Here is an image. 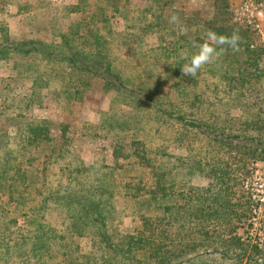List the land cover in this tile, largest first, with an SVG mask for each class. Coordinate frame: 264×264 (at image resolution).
<instances>
[{
	"label": "rangeland",
	"instance_id": "374dc122",
	"mask_svg": "<svg viewBox=\"0 0 264 264\" xmlns=\"http://www.w3.org/2000/svg\"><path fill=\"white\" fill-rule=\"evenodd\" d=\"M85 1L82 4L78 0H0V38L6 33L15 41L22 38L49 41L59 29L74 22H81L80 31L86 33V24H89L90 16L97 13L100 5L97 6V0ZM176 1L184 14L203 22L212 18V0ZM129 3L127 18L128 24H131L133 20L136 21L137 11L145 8L147 3L145 0H130ZM228 3L231 22L246 24L251 28L253 46L264 44V0H228ZM67 5L78 11L80 8L81 11L65 13L68 15L65 16L62 7ZM105 5L101 2L100 8ZM106 13H111L110 8ZM125 21L118 16L111 18L113 35L109 37L108 50L127 86L143 95L157 97V102L171 109L180 103L174 84L183 80V90H186L189 98L201 96L206 103L203 109L196 108L190 117L207 125L212 133L228 130L229 134L238 135L237 138L241 139L234 141L232 146H219L198 131L159 120L145 105L135 109L123 105L116 101V92L105 91L96 77L91 78L90 86L84 91L81 100L68 99L58 85L63 77L76 76L70 77L64 67L46 63L38 57L17 55L0 57V113H3L0 114V132L6 130L10 140L19 141L16 138L28 123L48 120L54 128L58 125L67 126L74 138L83 139L77 141L80 149L74 148L73 139L68 147L70 153L58 157L47 166L45 173L50 182L48 187L51 188H56L58 180L64 181L66 172L59 168L65 164L76 166L80 160L90 165L94 163L101 172H106V166L112 161L108 146L110 142H140L151 160L150 165L144 166L133 156H119L121 159L118 163L122 166H116L113 181L116 184L113 198L116 213L108 221L109 232L119 237L137 235L142 231L145 237L153 233L152 238L158 241L167 239L166 235L173 241L180 231V221L171 223L149 201L143 203L140 202L142 198L137 197L153 188L154 173H151V168L152 172L157 170L162 177L163 190L159 194L162 204L179 208L188 200V204L195 208L190 216L193 219L190 228L188 226L184 230H194L192 225L198 224L201 213L196 208L205 204L203 222L206 233H202L201 240L196 241V253H190L191 256L202 255L203 259L195 264H230L240 254L239 246L251 249L253 245L261 247L264 243V201L261 200L264 196V128L252 130L246 126V122L253 123V119L258 127L264 124V55L259 70L254 71L253 77L250 76L246 89L233 92L226 87L227 81L222 78L224 67H219L217 63L223 62L224 66L226 62L219 60V56L213 63L202 66L193 78L184 76L181 70L177 73L175 60L179 56L183 59L184 53H172L167 57L164 48L169 47L183 31L176 29L173 34L169 28L153 34H139L141 39L137 42L123 30ZM94 27L92 25L89 28L93 30ZM194 30L186 31L189 35ZM190 37L194 38L195 35ZM199 44H192V47ZM194 51L190 49L188 53ZM49 70L52 73L58 71L60 80L49 76L48 82L41 81L38 74ZM231 75L235 76L233 73ZM36 78L37 83L32 84ZM231 97L235 99L231 101ZM251 99L256 102L252 104ZM115 122H121L125 129L122 131L116 125L113 127ZM54 143L62 146L59 137ZM37 149H28L26 153L31 157L49 153L48 147ZM124 150L123 147L120 154H124ZM32 164L33 168L42 167L36 160ZM212 167L227 173L222 180L221 190L210 186L201 192L212 182L209 177L212 176L209 174ZM43 176L44 173L38 176L39 184L34 186L36 195V190L42 189ZM125 185L131 186V195L125 193L126 188H129ZM182 185L187 189L190 186L194 188L189 193L190 198L185 195L186 188L183 190ZM132 187L138 189L135 191ZM36 195L27 200L25 208L16 210L14 205L0 206V232L1 228L6 229L1 235L10 237L12 245L13 242H20L22 236L27 238L28 243L18 246V249L11 248L5 254L0 250V264H107L102 260L105 248L90 229L82 238L69 236L65 226V207L52 201L40 203ZM219 196L223 198L219 199ZM225 199L228 200V209L224 204ZM213 207H216L215 212ZM26 219H29L28 223ZM32 219L33 222L54 228L62 240H53L48 249L42 252L30 251L36 224L31 222ZM233 242L238 246L232 245ZM245 254L249 256L250 253L247 250Z\"/></svg>",
	"mask_w": 264,
	"mask_h": 264
},
{
	"label": "trees",
	"instance_id": "16d2710c",
	"mask_svg": "<svg viewBox=\"0 0 264 264\" xmlns=\"http://www.w3.org/2000/svg\"><path fill=\"white\" fill-rule=\"evenodd\" d=\"M78 1L82 4L86 2L85 0ZM145 1L147 3L145 8L137 11L136 21L133 20L131 24H128L127 18L129 16L128 6L130 0H97V6H101V2L106 5L102 8L99 6L97 13L90 16L89 24H86V27H88L86 33L80 31L81 22H74L66 28L59 29L49 41L33 38H22L15 41L4 33L0 38V57L6 58L8 55L33 56L44 60L46 63L64 67L68 70L70 77L76 76L75 78L63 77L61 84L58 85V87H61L63 95H66L68 99L81 100L84 91L90 86L91 78L96 77L100 80L105 91L114 90L116 92L118 95L116 101L121 104L134 109L137 106L145 105L144 107L151 110L159 120L198 131L204 136L207 135L211 142H215L219 146L220 144L232 146L235 143L234 141L237 142L241 139L240 137L237 138L238 135L229 134L228 130L222 133H212L207 129V125L190 117L196 108L201 110L206 103L203 100L204 97L201 96L189 98V94L186 90H183V80L182 82L179 81L181 84H174L178 97L177 101L180 103L177 104L178 106H172L171 109L163 107L159 103L160 101L157 102L155 100L157 97L143 95L127 86L121 73L114 66L113 60L110 58L111 54L109 55V37L113 35L110 20L117 16L126 19L123 30L137 42L141 39L140 35L148 33L153 34L169 28L173 34H175L176 29L183 31L178 34L175 41L170 43L169 47L164 48L167 57L172 53H188L190 49L194 50L192 44L207 42L209 32L227 36L238 35L239 40L235 50L226 46L222 51L218 50L220 52L219 60L222 59L226 62V66L222 65L223 62L217 63L219 67H224L222 78L227 81L226 87L233 92L246 89V86L250 83V76L253 77L255 75L253 74L254 71L259 70L260 61L264 55V44L253 46L251 28L246 24L231 22L228 0H212V18L209 21L204 20V22L184 14L183 8L176 5L178 4L176 0ZM108 8H110L111 13H106ZM62 10L65 16H68L65 13L81 11L80 8L78 11L69 5L63 6ZM173 15L177 18L175 23L170 22ZM145 21L148 23H143ZM92 25L95 26L93 30L89 28ZM104 29L106 32L102 33L101 31ZM190 29L196 30L188 35L186 30ZM197 32L201 38L198 37ZM192 35H195V37L191 38ZM187 37H189L188 40ZM175 62V69L179 73L185 60L179 56ZM232 64H235V66ZM38 76L41 81L46 80L48 82L49 76L60 80L58 71L52 73V70H49L41 72ZM37 81V78L33 79L32 84L37 83ZM233 99L235 98L231 97V101ZM255 102L256 100L251 99L252 104ZM0 114L3 115V113ZM1 115L0 117H2ZM255 121L253 119L254 124L246 122V126L252 130L264 128V124L258 127ZM115 125L122 131L125 129L121 122L112 124L113 127ZM5 127L8 128V125H5ZM56 137L61 139L62 146H57L54 143ZM113 137L115 138L114 135ZM10 139L11 137L6 130L0 132V206L14 205L16 210L25 208L24 204L27 200L36 195L34 186L39 184L37 183L39 181L38 176L44 173L42 178L44 180L42 185L40 184L42 189L36 190V196L40 203L45 204L52 201L65 207L67 211L65 226L69 231L68 235L74 239L87 235L86 231L90 229L99 244L105 248L102 256L103 262L107 264H195V262L199 263L203 259L202 255L191 256L190 253H196L195 243L201 240L202 233H206V225L203 222L206 216L205 204L203 203L201 207L196 208L201 213L198 216V220H200L198 224L192 225L194 230H184L192 223L193 219L191 220L190 216L195 208L188 204V200L179 208L172 207L170 204H162V200L159 198L160 190H163L161 187L162 177L157 170L152 172L151 168V173H154L153 188L148 193L137 195V197L142 198L140 202L149 201L151 206L160 211L163 217L166 216L171 223L180 221L178 225L180 231L175 235L173 241L166 234L167 239L164 238V240L158 241L157 238H152L153 233L148 237H145L142 231L137 235L126 234L125 236L115 237L109 232L108 221L110 222L113 214L116 213L113 202L116 184L113 181L116 176V166H119V168L122 166L118 163V160L121 159L119 156L124 155V158L133 156L144 166L148 167L150 165L151 160L147 156V151L143 150L140 142L135 140L110 142L108 146L110 147V161L112 159V164L110 162L109 166H106V172H101L100 168L94 163L90 165L80 160L76 166L65 164L59 168V170L66 172L64 181L58 180V183L55 184L56 188H51L48 187L50 182L45 173L47 166L58 157L61 158L70 153L68 147L73 143V139L74 148L76 150L80 149L77 141L83 139L74 138V134L70 133L67 126L58 125L54 128L48 120H33L24 129H21L16 138L19 141ZM38 147H41L42 150L48 147L49 153L37 157H31L30 154L26 153L28 149L38 150ZM123 147L126 152L120 154ZM34 160L42 165L41 170L33 168L32 162ZM209 174H212V176H209L212 182L201 192L208 190L210 186L221 190L222 180L227 173L222 169L212 167ZM129 185H125V187H129L126 188V194H130L131 186ZM181 188L184 190L186 187L182 185ZM132 189L136 191L138 188L132 187ZM193 189L191 186L188 189L186 188L185 195L190 198L189 193ZM222 198L223 196H219V199ZM202 200L204 201L205 197ZM227 203L228 200L225 199L224 204L228 209ZM215 206L217 207L218 204ZM216 207H213L214 212ZM227 211L229 212V210ZM28 220L26 219V223H28ZM31 222L36 224L33 229L30 251L42 252L45 248L48 249L50 242L53 240H62V236H58L51 226L33 222V219ZM1 229L0 250L3 251V254L11 248L18 249V246L22 247L28 244L27 238L22 236L20 242H13L14 245H12L13 240H10V237L5 234L1 235L3 230L6 229ZM166 232L164 231V233ZM262 235L264 236V227ZM235 243L233 242L232 245L237 247L238 244ZM239 248H241L240 254L236 255L234 261L230 264H264V243L261 247L258 244L253 245L251 249L245 246H239ZM247 250L250 253L249 256L245 254ZM226 251L229 252V250Z\"/></svg>",
	"mask_w": 264,
	"mask_h": 264
},
{
	"label": "clouds",
	"instance_id": "9594fccd",
	"mask_svg": "<svg viewBox=\"0 0 264 264\" xmlns=\"http://www.w3.org/2000/svg\"><path fill=\"white\" fill-rule=\"evenodd\" d=\"M176 16L170 18V22H176ZM239 37L236 34L231 36L216 34L209 32L207 34V42L195 46V51L191 53H184L182 58L185 60L181 71L186 77H195L201 70L202 66L213 63L219 56L223 48L230 47L236 49Z\"/></svg>",
	"mask_w": 264,
	"mask_h": 264
},
{
	"label": "built area",
	"instance_id": "2783aa9c",
	"mask_svg": "<svg viewBox=\"0 0 264 264\" xmlns=\"http://www.w3.org/2000/svg\"><path fill=\"white\" fill-rule=\"evenodd\" d=\"M261 200H262V201H264V196H263V197H261Z\"/></svg>",
	"mask_w": 264,
	"mask_h": 264
}]
</instances>
